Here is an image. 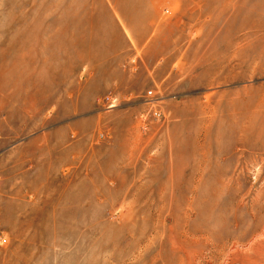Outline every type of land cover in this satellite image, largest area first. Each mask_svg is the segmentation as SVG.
<instances>
[{
    "label": "rangeland",
    "instance_id": "374dc122",
    "mask_svg": "<svg viewBox=\"0 0 264 264\" xmlns=\"http://www.w3.org/2000/svg\"><path fill=\"white\" fill-rule=\"evenodd\" d=\"M0 264H264V0H0Z\"/></svg>",
    "mask_w": 264,
    "mask_h": 264
},
{
    "label": "bare ground",
    "instance_id": "6f19581e",
    "mask_svg": "<svg viewBox=\"0 0 264 264\" xmlns=\"http://www.w3.org/2000/svg\"><path fill=\"white\" fill-rule=\"evenodd\" d=\"M205 234V233H204Z\"/></svg>",
    "mask_w": 264,
    "mask_h": 264
}]
</instances>
